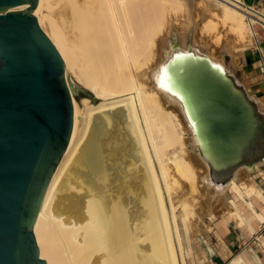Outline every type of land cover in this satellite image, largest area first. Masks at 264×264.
I'll return each mask as SVG.
<instances>
[{
	"label": "bare ground",
	"instance_id": "1",
	"mask_svg": "<svg viewBox=\"0 0 264 264\" xmlns=\"http://www.w3.org/2000/svg\"><path fill=\"white\" fill-rule=\"evenodd\" d=\"M191 1L218 17L204 25L214 43L220 22L244 49L255 44L251 22L264 24L263 10L244 0ZM183 6V0H39L35 15L64 59L67 80L93 93L73 97L71 139L34 225L47 264H180L178 249L186 264L178 210L189 226L194 202L175 200L183 184L191 193L197 182L218 192L231 188L264 218L254 206L261 191L237 181L239 169L248 167L226 184L210 179L179 100L158 75L172 48L164 27ZM189 46L234 74L207 46L183 49ZM227 213L239 225L250 224L238 207ZM254 259L243 252L228 264Z\"/></svg>",
	"mask_w": 264,
	"mask_h": 264
},
{
	"label": "water",
	"instance_id": "2",
	"mask_svg": "<svg viewBox=\"0 0 264 264\" xmlns=\"http://www.w3.org/2000/svg\"><path fill=\"white\" fill-rule=\"evenodd\" d=\"M39 0H0V264H47L34 225L69 145L74 96L55 43L35 15ZM25 9H14V8ZM159 69L179 100L213 182L264 161V111L246 86L194 47L173 45Z\"/></svg>",
	"mask_w": 264,
	"mask_h": 264
},
{
	"label": "rangeland",
	"instance_id": "3",
	"mask_svg": "<svg viewBox=\"0 0 264 264\" xmlns=\"http://www.w3.org/2000/svg\"><path fill=\"white\" fill-rule=\"evenodd\" d=\"M183 1V8L176 14L172 12L170 14L171 17L168 19L169 22L164 27V32L169 33L171 44H177L184 48L188 43L193 45L198 42L207 46L212 54L228 65L239 81L246 86L249 93L259 101L260 107L264 111V60L261 59L264 58V50L260 47L261 55L254 61L252 56L255 53L256 42L248 49H244L241 47V42L235 38V35L229 30L227 25L220 22H218V26L221 29L220 42L219 44L214 43V39L205 32L204 25L209 20L218 21V17L204 11L202 8L203 4L199 3L201 7L197 2L193 4L191 0ZM256 30L259 31L260 27L256 26ZM75 97L80 99L82 96ZM192 148L193 146L189 145V149L192 150ZM191 160L195 166L202 168V174L206 173L204 166L195 162L194 159ZM259 167L264 170V163ZM249 174V171L245 168H241L238 171V175L243 178L241 182L250 183L248 181L250 180ZM257 176H254L253 180L263 185L261 183L262 178H257ZM185 196L190 197L194 202V213L191 215L189 226L182 223L181 209L178 210L184 238L183 253L186 258V264H228L233 258L243 252H247L251 257L255 256L256 251L253 241L245 240L240 228L238 230L232 229L231 233L222 238L217 234V229L214 228L215 225H219L221 220L223 221L224 218L229 216L227 213L229 210L236 207L241 212L249 215V207L241 201L234 190L227 188L218 192L214 184H209L207 181L201 184L197 182L196 191L192 193L188 186L183 184L175 200ZM228 197L234 199L235 206L228 203ZM167 203L169 205L168 198ZM231 220V225L235 227L236 220L233 218ZM178 252L180 264H184L181 260L179 249Z\"/></svg>",
	"mask_w": 264,
	"mask_h": 264
},
{
	"label": "crops",
	"instance_id": "4",
	"mask_svg": "<svg viewBox=\"0 0 264 264\" xmlns=\"http://www.w3.org/2000/svg\"><path fill=\"white\" fill-rule=\"evenodd\" d=\"M247 5L254 7L256 10H263L264 11V0H244ZM260 27V26H259ZM263 32V33H262ZM261 35V36H260ZM256 49L255 53L252 56L254 61H256V58L261 55L260 53V47L264 50V29H260L258 31V36L256 37ZM264 60V58H261ZM249 171L248 168H245ZM257 172V173H255ZM249 178L248 180L250 183L248 184H254L261 193L259 195H256V198L254 199V206L256 207L257 212L264 214V170L261 167H258L256 171H249ZM261 177L262 181L261 184L257 183L255 180H253L254 176ZM243 178H241V175H237V181L241 182ZM250 224H244L239 225L236 221V226L231 225V218L228 216L221 220L219 222V225H215L214 228L217 229V234L219 236L225 237L229 233H231L232 229L238 230L241 229V233L245 236V240H251L254 243L255 246V259L253 261V264H264V218L260 219L256 213L252 212L250 210L249 215ZM242 227V228H241Z\"/></svg>",
	"mask_w": 264,
	"mask_h": 264
},
{
	"label": "built area",
	"instance_id": "5",
	"mask_svg": "<svg viewBox=\"0 0 264 264\" xmlns=\"http://www.w3.org/2000/svg\"><path fill=\"white\" fill-rule=\"evenodd\" d=\"M256 10V9H255ZM251 26H252V28L254 29V31H255V37H257L258 36V31L256 30V26H260L262 29H264V24L263 23H261V22H259V23H255L254 21L253 22H251Z\"/></svg>",
	"mask_w": 264,
	"mask_h": 264
}]
</instances>
